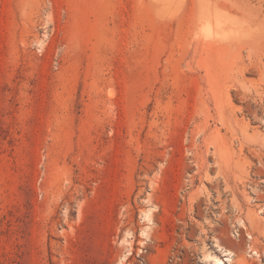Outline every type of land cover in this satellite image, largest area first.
<instances>
[{
  "label": "rangeland",
  "instance_id": "rangeland-1",
  "mask_svg": "<svg viewBox=\"0 0 264 264\" xmlns=\"http://www.w3.org/2000/svg\"><path fill=\"white\" fill-rule=\"evenodd\" d=\"M215 257L264 264V0H0V264Z\"/></svg>",
  "mask_w": 264,
  "mask_h": 264
},
{
  "label": "bare ground",
  "instance_id": "bare-ground-1",
  "mask_svg": "<svg viewBox=\"0 0 264 264\" xmlns=\"http://www.w3.org/2000/svg\"><path fill=\"white\" fill-rule=\"evenodd\" d=\"M220 250H221V249H220ZM221 252L225 255L226 260L229 261V260H230V256L232 255V252L229 251V250H224V249H223ZM220 261H221V260H220L219 258L215 257V261H214V262H216L217 264H219ZM216 263H215V264H216Z\"/></svg>",
  "mask_w": 264,
  "mask_h": 264
}]
</instances>
